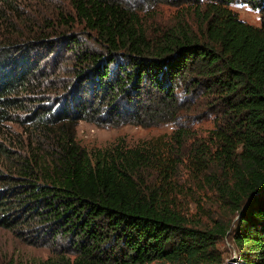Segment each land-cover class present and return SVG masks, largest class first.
I'll list each match as a JSON object with an SVG mask.
<instances>
[{
  "label": "trees",
  "instance_id": "obj_1",
  "mask_svg": "<svg viewBox=\"0 0 264 264\" xmlns=\"http://www.w3.org/2000/svg\"><path fill=\"white\" fill-rule=\"evenodd\" d=\"M238 1L68 0L24 31L27 0H0V225L52 247L23 264H222L226 235L264 264V0H241L260 24ZM82 119L174 129L87 147ZM182 162L219 217L178 208Z\"/></svg>",
  "mask_w": 264,
  "mask_h": 264
},
{
  "label": "rangeland",
  "instance_id": "obj_2",
  "mask_svg": "<svg viewBox=\"0 0 264 264\" xmlns=\"http://www.w3.org/2000/svg\"><path fill=\"white\" fill-rule=\"evenodd\" d=\"M30 0H27L26 8L31 9V20L24 21L21 19L19 24H22V29L28 31L32 29L31 24L38 23V18L41 15L53 16V11L62 7L65 12L73 10L70 8L68 0H34L33 4L27 6ZM143 4L146 0H137ZM232 7L237 10L240 16L252 23H261V13L257 8H253L247 2L239 0L233 2ZM152 13L158 12L156 17H148V23H160L165 22L170 18L175 7L170 4H161L158 8L151 7ZM151 13V14H152ZM151 17V18H150ZM167 17V19H166ZM169 17V18H168ZM31 21V22H30ZM81 29L77 28L76 31L80 33ZM93 41H90L92 45ZM71 72L64 69L62 76L64 79H71ZM214 126L213 119L210 116H205L192 123L191 129H193V135H197L194 138V142L201 141L202 137H205L208 130ZM174 129V124L171 122L160 123L158 125L143 126L133 121H121V123H108L100 124L92 120L82 119L77 126V135L81 144L87 147L107 146L117 141H126L130 145L142 143L144 140L159 136L161 134L170 135ZM191 138L187 144L182 148L180 156L186 160V156L189 153V147ZM178 195L177 205L183 213L190 218L200 217L204 221H209L212 217H219L220 211L218 206L210 208V203H205L202 206V201L208 200V196H212V192L205 188H198L196 183L191 180V175L186 167L185 162H182L178 167ZM200 195V196H199ZM201 201V204L199 203ZM204 205V203H203ZM226 216V214L224 215ZM223 216V217H224ZM226 218V217H224ZM218 247L221 250L224 261L222 264H228L233 261L234 264H244L239 251L234 244L232 238L226 235L218 242ZM52 254L51 245H47L42 242H32L21 236H19L14 230L6 228L0 225V262L14 261L18 264H23L29 261L40 260L46 258Z\"/></svg>",
  "mask_w": 264,
  "mask_h": 264
},
{
  "label": "water",
  "instance_id": "obj_3",
  "mask_svg": "<svg viewBox=\"0 0 264 264\" xmlns=\"http://www.w3.org/2000/svg\"><path fill=\"white\" fill-rule=\"evenodd\" d=\"M228 264H234V262H233V261H231V262H229Z\"/></svg>",
  "mask_w": 264,
  "mask_h": 264
}]
</instances>
